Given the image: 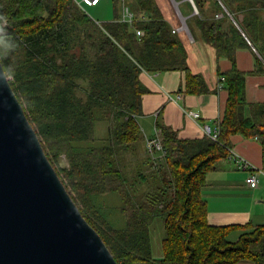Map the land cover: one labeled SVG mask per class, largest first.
<instances>
[{
    "label": "trees",
    "instance_id": "trees-1",
    "mask_svg": "<svg viewBox=\"0 0 264 264\" xmlns=\"http://www.w3.org/2000/svg\"><path fill=\"white\" fill-rule=\"evenodd\" d=\"M176 1L194 40L210 45L217 62L231 61L228 70H217L228 98L216 139L179 137L160 109L156 127L166 152L153 158L146 149L142 170L126 164L128 154L143 151L138 117L151 89L141 74L179 70L181 91L212 92L189 67L186 34L174 32L180 21L171 0H127L132 24L121 20L120 0H112L113 18L106 21L75 0H0V23L6 22L0 60L49 160L119 264H264V224H211L202 192L209 173L230 158L233 135L264 142V101L247 97V76L264 74V0H193L198 12L191 1ZM184 1L191 11L181 7ZM243 48L253 52L251 71L237 65ZM105 193L123 199L124 227L97 203ZM157 215L165 229L159 257L151 237ZM237 228L245 231L230 241Z\"/></svg>",
    "mask_w": 264,
    "mask_h": 264
},
{
    "label": "water",
    "instance_id": "water-1",
    "mask_svg": "<svg viewBox=\"0 0 264 264\" xmlns=\"http://www.w3.org/2000/svg\"><path fill=\"white\" fill-rule=\"evenodd\" d=\"M0 264H119L49 160L1 60Z\"/></svg>",
    "mask_w": 264,
    "mask_h": 264
},
{
    "label": "crops",
    "instance_id": "crops-1",
    "mask_svg": "<svg viewBox=\"0 0 264 264\" xmlns=\"http://www.w3.org/2000/svg\"><path fill=\"white\" fill-rule=\"evenodd\" d=\"M98 7L97 16L101 18L100 21L113 18L112 0H100L96 8ZM185 34L189 67L194 73L205 77L212 92L184 93L180 90L184 82V73L179 70L143 72L140 76L141 80L151 89V92L143 95L144 114L139 116L142 124L139 123L144 134L143 151L136 155L129 154L130 164L134 162L131 171L133 169L137 171L141 164L146 162L145 138L155 135L156 119L160 109L164 108V123L175 128L181 138H196L205 135L203 124L208 123L215 128L224 114L228 91L224 88L218 89L217 70L226 71L232 63L227 58H222L217 62L210 45L202 39L194 40L192 36ZM237 65L241 70H253V52L249 49H239ZM247 97L249 101H264V74L247 76ZM190 111H199L201 117L194 118ZM231 139L238 154L249 160L256 168L264 171V142L256 138H245L240 134L233 135ZM246 176L247 172L239 169L230 158L223 159L219 166L209 173L207 185L203 187L202 192L208 203V220L211 224L229 225L249 222L254 225L264 224V176L260 177L257 188H250L245 183ZM244 231L234 229L227 238L235 242ZM237 264L255 263L239 262Z\"/></svg>",
    "mask_w": 264,
    "mask_h": 264
},
{
    "label": "built area",
    "instance_id": "built-area-1",
    "mask_svg": "<svg viewBox=\"0 0 264 264\" xmlns=\"http://www.w3.org/2000/svg\"><path fill=\"white\" fill-rule=\"evenodd\" d=\"M79 5L81 6H93L96 5L100 0H75ZM191 3L193 4L195 8V4L193 0H190ZM121 2V7H122V15H121V20L124 22H127L129 24H132L135 15L131 8L129 7L127 0H120ZM197 10V9H196ZM197 12V11H196ZM220 16V15H218ZM178 17L181 21L184 20L183 16L178 13ZM2 26H6V22L2 21L1 22ZM183 30L185 33H187L190 37L192 36L188 27L186 25H183L181 22V25L179 27H175L174 32H178ZM138 35H143V31L138 30L137 31ZM223 79V77L219 78ZM218 88H222V84H218ZM190 114L194 118H199L201 117V113L199 111H190ZM159 129L156 128V132L154 136L151 137H146L145 138V146L147 151L153 158H158V156H164L165 155V149L163 147V144L161 142V139L159 137ZM203 132L204 134L209 135L213 139H216L218 134H219V128L216 126L215 128L211 127L208 123L203 124ZM159 153V154H158ZM230 159L233 161V163L241 170L247 172V176L245 178V183L250 187V188H257L259 185V180L261 176H264V171L256 168L252 163L247 160L245 157L242 155L238 154L234 148L230 149V154H229Z\"/></svg>",
    "mask_w": 264,
    "mask_h": 264
},
{
    "label": "rangeland",
    "instance_id": "rangeland-1",
    "mask_svg": "<svg viewBox=\"0 0 264 264\" xmlns=\"http://www.w3.org/2000/svg\"><path fill=\"white\" fill-rule=\"evenodd\" d=\"M188 1V0H187ZM187 1H184L181 3V7H185L187 11H191V7L188 4ZM190 1V0H189ZM172 4V12L173 14H176L178 17V13H180L182 16L183 14L181 13V10L179 8V3L175 1V3ZM97 6H93V7H87V11L91 14V16H93L96 20H101L100 17L97 16V13L99 12V7L96 8ZM195 9V8H194ZM195 12V11H194ZM179 18V17H178ZM184 20L185 17L183 16ZM180 21V25H181V20ZM1 23H0V32H1ZM139 122L141 123L142 120L140 117H138ZM142 124V123H141ZM97 136H98V143H102L104 141V136H105V132H104V128L103 126H98L97 128ZM139 146L143 147V142L139 143ZM128 159L126 160V164L128 166V169L130 171L129 168V164H130V156L128 154ZM136 161V159L134 160ZM129 163V164H128ZM61 164L62 165H67V159L65 157H62L61 159ZM156 164H157V160H156ZM146 166H142L140 169H144ZM131 174V172H130ZM96 201L97 203L101 204L104 203L105 204V211L108 213L110 220L113 222V224L117 227H124L126 220H125V216L123 215V213L121 212V206L123 205V199H121V196H113V194H100L96 197ZM165 235V229L163 226V220H162V216L157 215L154 218L153 223L151 224V237H152V245H153V252L154 255H156L157 257L160 256V254L162 253V239Z\"/></svg>",
    "mask_w": 264,
    "mask_h": 264
},
{
    "label": "bare ground",
    "instance_id": "bare-ground-1",
    "mask_svg": "<svg viewBox=\"0 0 264 264\" xmlns=\"http://www.w3.org/2000/svg\"><path fill=\"white\" fill-rule=\"evenodd\" d=\"M115 4V3H114ZM130 6V5H129ZM120 8H122V7H120ZM118 9V8H117ZM114 22V21H113ZM118 22V21H117ZM139 22V21H138ZM138 22H136L137 23V25H138ZM119 24V23H118ZM112 25V24H111ZM140 25V24H139ZM132 27V26H131ZM130 27V28H131ZM137 27V26H136ZM140 44V43H139ZM135 57V56H134ZM139 65V64H138Z\"/></svg>",
    "mask_w": 264,
    "mask_h": 264
}]
</instances>
